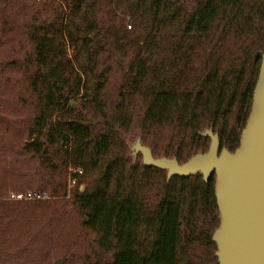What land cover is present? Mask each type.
I'll return each mask as SVG.
<instances>
[{
    "label": "trees",
    "instance_id": "1",
    "mask_svg": "<svg viewBox=\"0 0 264 264\" xmlns=\"http://www.w3.org/2000/svg\"><path fill=\"white\" fill-rule=\"evenodd\" d=\"M29 1L0 0L5 32ZM41 1L26 48L0 62L1 73H24L35 100L24 150L86 174L72 205L105 264L216 263L215 175L168 183L126 141L140 134L155 158L186 163L207 153L200 134L213 127L222 148H239L264 54V0ZM0 92L20 98L9 81Z\"/></svg>",
    "mask_w": 264,
    "mask_h": 264
},
{
    "label": "rangeland",
    "instance_id": "2",
    "mask_svg": "<svg viewBox=\"0 0 264 264\" xmlns=\"http://www.w3.org/2000/svg\"><path fill=\"white\" fill-rule=\"evenodd\" d=\"M41 2H28L31 10L17 18L14 33L5 32L0 24V62L26 48L24 25ZM19 61H23L21 56ZM22 73L0 72V86H7L9 81L10 85L18 86L20 95V98H14L0 92V263L56 264L64 258V264H105L107 256L96 244V235L86 228L87 219L72 205L78 187L70 182L75 166L47 168L39 157L24 150L28 128L36 112L35 100ZM139 137L142 139L139 134L126 141L132 159L130 146ZM135 161L143 163L142 156ZM81 181L79 190L83 191L88 182L86 179ZM27 192L42 198L20 202L11 197ZM42 219L37 227L35 222ZM27 230L33 233L30 239L26 238ZM44 236H50V239L44 241ZM44 248L45 253L39 255ZM214 264H218V260Z\"/></svg>",
    "mask_w": 264,
    "mask_h": 264
},
{
    "label": "water",
    "instance_id": "3",
    "mask_svg": "<svg viewBox=\"0 0 264 264\" xmlns=\"http://www.w3.org/2000/svg\"><path fill=\"white\" fill-rule=\"evenodd\" d=\"M255 86L252 110L241 135L239 148H222L214 128L200 134L211 141L207 153L186 163L177 158H155L139 137L130 146L134 160L142 156L146 167L166 171L170 183L175 176L200 175L205 183L215 175L220 227L212 236L218 264H264V54ZM62 258L55 262L64 264Z\"/></svg>",
    "mask_w": 264,
    "mask_h": 264
},
{
    "label": "built area",
    "instance_id": "4",
    "mask_svg": "<svg viewBox=\"0 0 264 264\" xmlns=\"http://www.w3.org/2000/svg\"><path fill=\"white\" fill-rule=\"evenodd\" d=\"M73 171V176H71V184L77 185L79 182L78 176L83 175V170L81 168H74ZM12 199L16 201L23 202V200H36L42 198L40 195H36L35 193L27 192V193H22V194H12L11 195Z\"/></svg>",
    "mask_w": 264,
    "mask_h": 264
}]
</instances>
